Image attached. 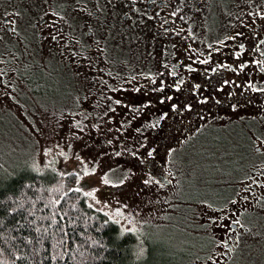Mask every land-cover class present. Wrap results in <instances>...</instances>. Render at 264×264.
Listing matches in <instances>:
<instances>
[{"label":"flooded vegetation","instance_id":"af4514ba","mask_svg":"<svg viewBox=\"0 0 264 264\" xmlns=\"http://www.w3.org/2000/svg\"><path fill=\"white\" fill-rule=\"evenodd\" d=\"M235 25L200 42L166 0H0V101L14 97L17 103L20 79L30 87L38 75L72 79L67 105L74 124L95 133L91 150L109 157L112 166L136 162L141 179L161 189L170 187L165 170L175 158H190L192 151L212 157L211 149L233 144L219 153L225 157L238 142L240 156L257 160L246 199L258 202L264 197V10ZM144 28L151 56L131 60L112 36L130 41ZM36 54L44 61L41 71L30 65ZM26 66L28 71L16 70L18 76L12 70ZM82 77L86 87L77 86ZM44 84L35 89L42 92ZM207 136L214 139L210 146ZM102 176L116 192L112 173ZM224 219L236 238L238 224L229 213ZM232 246L224 245V260Z\"/></svg>","mask_w":264,"mask_h":264},{"label":"rangeland","instance_id":"374dc122","mask_svg":"<svg viewBox=\"0 0 264 264\" xmlns=\"http://www.w3.org/2000/svg\"><path fill=\"white\" fill-rule=\"evenodd\" d=\"M166 1L187 32H190L191 38L200 42L217 38L226 30V26L236 27L235 24H240L249 14L264 10V0ZM147 32L144 28L141 35L132 36L130 41L122 42L119 36L115 35L112 39L114 43L122 46L121 49L131 57L129 59L134 60L139 54L140 57L151 56L152 43ZM14 50L20 56L18 48ZM36 55L37 59L31 57L33 62L26 63L31 62L30 65L35 68L31 69L32 71H41L44 61L39 54ZM94 65L97 67L98 63ZM51 66L54 68L57 65L53 63ZM29 69L30 66L12 68L15 73L16 70ZM87 69L88 66L83 68L84 71ZM11 74L12 71L7 73L6 77ZM19 81L24 83L20 84L17 93L11 92V97L13 93L17 94L20 103H16L14 97L0 101V174L9 175L23 163L41 171L51 169L60 173H75L87 203L104 214L108 220L117 223L122 231L136 235L135 264H161L160 256H173L170 263L172 260L176 262L178 256L172 252L186 251L191 246V241L182 235L181 231L176 230L177 224L180 225L183 220L187 226L193 224L198 228L200 235L211 238L210 246L197 250L195 257L186 264H264L259 258L260 254H264V197L256 203L250 199L246 200V194L253 193L252 189L247 190V182L254 179L255 175L251 162L257 160L245 158V168L236 176L240 161L236 150L238 142L233 151L235 156L231 154L228 155L231 157L225 158L219 154L225 149L235 147L223 142L220 144V151L211 149L216 156L210 157L205 153L202 158H198L204 167L214 164L219 171L229 173H225V177L218 175L215 179L209 177L205 181L209 175L204 174L206 170L201 166L192 170L194 167L188 165L189 162L198 161L192 156L197 158L202 153L192 151L190 158L187 157L190 154L188 153L182 158H175L172 164H169L171 169L166 168L165 172L170 178V187L161 189L149 180L141 179L134 169L138 166L136 162L129 168L120 163L112 166L109 164V157L106 161L103 153L91 150L95 133L89 131L86 126L75 125L73 107L67 105L71 104L72 100V79L45 78L41 82L45 83L42 92L36 89L24 91V87H31L26 79ZM28 81L30 82V79ZM69 82L70 85L67 84ZM86 83L87 79L82 77L77 86L86 87ZM65 95L63 104L55 105L59 98ZM210 137L207 136L203 140L209 146L214 141ZM221 141L222 139H219V143ZM209 157V161L213 160L214 163L204 162L205 158ZM185 161L189 162L185 164ZM91 165L95 170L90 169ZM106 170L111 172L113 180L118 182L116 192H113L111 182H107V187L105 185L102 174ZM230 174L235 177L231 178ZM217 188L230 189V193L221 191V196L228 195L227 200L221 205L218 202L212 205L213 203L208 201H213L212 194L219 192ZM89 193L91 195H88ZM227 213L238 224L239 234L236 238L231 235L229 222L224 219ZM226 244L233 246L229 258L224 260L223 251ZM162 247L171 252L159 253V248ZM250 259H253L251 263Z\"/></svg>","mask_w":264,"mask_h":264},{"label":"trees","instance_id":"16d2710c","mask_svg":"<svg viewBox=\"0 0 264 264\" xmlns=\"http://www.w3.org/2000/svg\"><path fill=\"white\" fill-rule=\"evenodd\" d=\"M42 80L38 76L31 88L37 89ZM192 157L198 161L185 164L189 162L192 170L196 166L206 170L204 174L209 175L205 181L229 174L219 171L214 164L204 167L200 157ZM238 157L236 176L245 168V158L240 154ZM209 160L210 157L205 158L204 162ZM76 176L51 169L36 170L27 163L9 175L0 174V264H135L136 235L122 231L117 223L91 207ZM216 190L219 192L213 193V201L208 202L221 205L230 189ZM221 191L227 194L221 196ZM177 227L191 241V246L186 251L172 252L178 256L176 262L170 263L173 256H160L161 264H186L197 250L210 246L211 238L200 235L193 224L187 226L183 220ZM167 252L171 251L159 248V253ZM260 256L264 263V254Z\"/></svg>","mask_w":264,"mask_h":264},{"label":"snow or ice","instance_id":"6c2138e0","mask_svg":"<svg viewBox=\"0 0 264 264\" xmlns=\"http://www.w3.org/2000/svg\"><path fill=\"white\" fill-rule=\"evenodd\" d=\"M149 155H151V153H149ZM105 182H107V181H105ZM148 181H146V183H147ZM88 195H91L90 193L88 194Z\"/></svg>","mask_w":264,"mask_h":264},{"label":"water","instance_id":"95a60500","mask_svg":"<svg viewBox=\"0 0 264 264\" xmlns=\"http://www.w3.org/2000/svg\"><path fill=\"white\" fill-rule=\"evenodd\" d=\"M62 197L60 198L59 202L61 201Z\"/></svg>","mask_w":264,"mask_h":264}]
</instances>
